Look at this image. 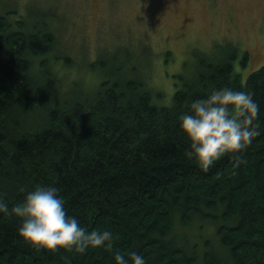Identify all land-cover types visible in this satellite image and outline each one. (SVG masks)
Returning a JSON list of instances; mask_svg holds the SVG:
<instances>
[{
    "label": "trees",
    "instance_id": "trees-1",
    "mask_svg": "<svg viewBox=\"0 0 264 264\" xmlns=\"http://www.w3.org/2000/svg\"><path fill=\"white\" fill-rule=\"evenodd\" d=\"M54 44L45 27L0 15V195L11 206L36 184H54L68 214L111 230L113 246L35 247L18 236L19 218L0 213V264H112L116 250L140 252L146 264H264V65L243 82L236 46L196 53L164 106L137 71L102 70L101 57L89 66L102 76L95 88H60L56 73L39 69ZM225 85L253 93L262 131L238 163L226 153L205 171L185 155L177 117L186 101ZM177 219L210 225L216 242L202 240L197 255L174 233Z\"/></svg>",
    "mask_w": 264,
    "mask_h": 264
},
{
    "label": "rangeland",
    "instance_id": "rangeland-1",
    "mask_svg": "<svg viewBox=\"0 0 264 264\" xmlns=\"http://www.w3.org/2000/svg\"><path fill=\"white\" fill-rule=\"evenodd\" d=\"M0 15L53 33L48 65L39 69L56 73L64 90L73 84L95 88L101 74L89 66L101 57L102 70L130 66L169 106L177 76L196 53L236 46L235 70L243 82L264 65V0H0ZM174 233L185 236L200 256L202 240L216 242L210 225L183 227L177 219Z\"/></svg>",
    "mask_w": 264,
    "mask_h": 264
},
{
    "label": "clouds",
    "instance_id": "clouds-1",
    "mask_svg": "<svg viewBox=\"0 0 264 264\" xmlns=\"http://www.w3.org/2000/svg\"><path fill=\"white\" fill-rule=\"evenodd\" d=\"M260 105L250 91L225 85L209 90L203 97L186 101L178 117L179 131L188 141L185 155L200 168L208 170L226 153L244 150L261 134ZM54 184H36L12 203L0 195V213L20 219L17 229L21 240L29 245L52 251L74 249L84 253L90 248L113 246V233L81 224L69 215L65 200ZM112 264H146L145 257L135 250H116Z\"/></svg>",
    "mask_w": 264,
    "mask_h": 264
}]
</instances>
